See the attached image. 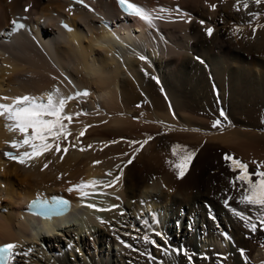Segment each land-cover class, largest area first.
<instances>
[{"label":"bare ground","instance_id":"bare-ground-1","mask_svg":"<svg viewBox=\"0 0 264 264\" xmlns=\"http://www.w3.org/2000/svg\"><path fill=\"white\" fill-rule=\"evenodd\" d=\"M96 1L108 16L125 23L113 1ZM131 1L147 6L148 10L171 9L172 15L161 13L166 18L155 20V27L129 18L131 27L113 32L99 28V20L83 9L68 11L69 4L65 1L0 0V32L19 16H27L36 24L43 19L48 21L42 27L46 38L35 32V24L31 26L30 37L36 44L18 37L14 43L2 46L0 97L29 95L47 100V94L57 88L60 95L68 97L72 89L60 77L58 68L90 90L88 96L68 101L65 108L69 114L81 113L73 116L69 125L71 135L61 140V149L69 142L74 145L68 147L66 154L54 150L45 152L27 164L4 161L1 151L9 147L6 142L22 137L17 133L8 134L7 122L0 118V209H8L7 213L0 211V244L16 243L18 252L27 253L17 257L19 264H151L166 259L168 246L178 248L181 244L188 246V253L196 262L208 257L221 258V246L225 242L217 238L215 227L205 221L204 213L189 207L186 215L176 211L193 193L189 185L177 190L174 179L179 176V170L174 164L187 153L201 149V158L206 151L219 147H231L248 161L264 163L261 134L240 131L231 123L230 131L224 135L208 132L213 136L208 138L209 146L202 149L201 137L186 133V130L198 129L200 122L192 115L193 107L205 95L212 103L215 97L224 106L230 104V114L236 124L243 123V114L254 117L255 112L238 114L237 108L245 101L263 97L264 28L253 29L256 24L264 25V15L257 19L250 13L264 14V3L256 5L254 0H247L249 7L245 10L244 0L239 3L238 0ZM52 12L67 17L74 31L69 35L63 33L58 28L59 19L51 18ZM208 28L213 29L211 36L207 34ZM251 55L262 58L251 59ZM188 87H192L191 92ZM208 88L211 94L206 91ZM200 91L205 95L200 97ZM157 94H162L164 101ZM141 100L144 103L137 108ZM0 103H11V100ZM135 117L142 123H134ZM157 127L172 132L171 136L178 140L193 141L190 145L180 143V148L176 147L180 153L176 154L178 158L175 156L160 164L170 167L162 174L153 172L157 164L152 162L157 160L156 152L161 147L148 139L160 131ZM81 131L84 135L79 137L77 145L76 137ZM145 131L151 132L144 134ZM107 154L112 156L105 160ZM200 158L195 162L197 166H201ZM140 161L145 170H139ZM121 170L123 175L114 185L87 189L92 193L89 197L81 198L78 191H66L81 180H113ZM109 171L111 176L107 175ZM196 175L191 169L185 180L191 187L204 189L205 193H198L203 201L212 192L229 186L224 179L218 188H213L211 182L218 178L211 173L198 177L200 183L198 180L195 183ZM232 178L230 175V182ZM173 190L177 194L172 199ZM51 194L73 200L75 215L43 221L40 227L32 224L28 216L25 220L19 217L29 200ZM99 198L105 200L99 201ZM89 204L109 210L98 211L88 207ZM199 222L202 232L197 229ZM145 236L156 243L146 242ZM114 246L123 247L120 255L111 250ZM199 247L208 250L201 254ZM233 255L227 256L231 264H245ZM181 262L187 264L184 260ZM251 264H264V251Z\"/></svg>","mask_w":264,"mask_h":264},{"label":"rangeland","instance_id":"rangeland-1","mask_svg":"<svg viewBox=\"0 0 264 264\" xmlns=\"http://www.w3.org/2000/svg\"><path fill=\"white\" fill-rule=\"evenodd\" d=\"M253 57H258V59L262 58L261 55H256V56L251 55L250 56L251 59ZM140 69H141V67H140ZM259 73L260 72L258 70V75H260ZM81 77L82 76L80 75V79H81ZM226 87H225V91L228 93L229 86L226 85ZM141 89L142 88H139V90H141ZM188 89L190 92L192 91V87H188ZM262 90H264V89H262ZM206 91L209 94H211V92H210L211 88L206 89ZM215 92H218V88L215 90ZM199 93H201L200 97L202 95H205L203 93V91H200ZM142 94H143V91H142ZM157 95L162 100L164 99L162 94H157ZM215 95H217V94H215ZM261 95H263V97H259V98L256 97L253 101H245V102L241 103V105H239V107L237 108L238 114L242 113V111H243V113L244 112L248 113L251 111L255 112V115H254V117H252V119L247 117L246 114H245V116L243 114L242 119L243 118L244 119H243V123H241V124L234 123L233 118L231 117V114H230L231 109H232L230 104L228 105V103H227L224 106L222 104V101L219 98L216 100L215 97H214V99H212V101H213V103H212L211 101H209L207 95H205L206 98H205V96H202L201 98L199 97L200 102L198 101V103L194 105V107H193L194 110H193L192 115H193L194 119H196L200 122V124L198 123V125H197L198 129L195 130L196 132L186 130V133L190 132L192 134L199 135L201 137V142L199 143V146L202 149H204L206 146H209L208 145V143H209L208 138L213 136V135L211 136V134H209L208 132H210V133L215 132V133H217V134H215L217 136L218 135H224L230 131L229 128H231V126H230L231 123L233 124V126L235 125V127H238L240 131L252 133V134L258 133V134H261L262 136H264V91L261 92ZM202 98H203V100H202ZM215 100H216V102H215ZM143 103H144V101L141 100L140 103H138L136 105V107L140 108L143 105ZM221 112H223L224 115H221ZM230 117L232 118L233 122H231ZM216 120H219L220 124L214 127L213 123ZM133 121H134V123H137V124L142 123L140 121V119H138L136 117L133 118ZM252 121H254V122L252 123ZM160 128L161 127H159L158 129H160ZM201 130L204 132H202ZM149 132H151V131H145L144 134H147ZM171 134H173V133L168 131V130L166 131L165 129L163 130V128H161L159 132L157 131V132L153 133L148 138L149 141H153V142L156 141L157 146L161 147V149H162L161 150L158 148L159 150L157 152H159V153L156 152V155L158 158H157V160L155 159L152 161L153 163L157 164V166H155V167L153 166L155 168L153 172L160 171L162 174L163 170H164V172L166 170L168 171L170 169V167L168 168V166H160V164L166 162L168 159L169 160L172 159L173 157L176 156L177 153H178L177 155L180 154L178 152L179 151L178 149L180 148L179 145H181L180 143L186 142L187 145H190L191 143H193V141L191 139L182 138L181 140L180 139L178 140L177 138L172 137L173 135L171 136ZM203 138H205V139H203ZM121 142H123V140H121ZM124 143H127L126 140H124ZM142 146H143V143L139 147L140 150L142 149L141 148ZM157 146H155V148ZM174 148L176 149L175 155L173 154ZM184 148H186V147H184ZM200 150L197 153H195V156L191 159V162L189 163L188 168H187L185 174L183 175V177L181 178L180 176H177L174 179V183L177 184V190H179V189L183 190L185 188V185H189L190 186V192L193 193L192 196L185 199L188 202L183 201L181 198H179V199L177 198V200L183 201V203L179 207L177 206L175 209L179 214L185 213V215L187 214V212L189 210L188 207L193 209V210H197V211L204 213L205 221H207V223L208 222L212 223L213 228L215 227L214 231L217 233V234H215L217 236V238H219L220 241L225 242V246H223V245L221 246L222 247L221 248V251H222L221 255L222 256H221V258L215 259L216 261L209 259V257H208L207 259H204L205 261L202 260L200 262H196L195 259L193 258V255L191 253H188L189 252L188 246L181 244V246H178V248L168 246L169 252H167L168 255H166L167 260L166 259L165 260L160 259L159 263L158 262H152L151 264H181L182 260H184L187 264H191V263L192 264H214V263L215 264H217V263L218 264H231V262L227 256H229V254L233 255L234 253L235 254L233 255V257H235V258L237 257V259H241L245 264H251L253 262L254 258L257 257L258 254L263 253V251H264V227H261V225L259 223V217L261 215V212L258 211V209L253 207V206H249V205H246L243 203H239L240 197L242 195V189L240 186V182H237V186L234 188L232 186L231 182L229 181L230 175L233 176V178L231 179V180H233L239 174V171L237 170L234 172L231 170V161L226 160L225 156L226 155L232 156V157H235L236 159H239L240 161L246 163L248 165L249 172H255L257 170L258 165L260 166V170L264 171V163L260 162V161L259 162L258 161H250V160L248 161L243 155H240L238 152H236L235 149H232L231 147H219L216 150H213V149H212V151L210 150L211 152L206 151V153H204V155L202 154L201 158H200V156H201L202 152ZM184 151H185V149H184ZM163 155H164V157H163ZM111 156H112L111 154H107V156H105V160L110 158ZM136 156L137 155H135V157ZM168 157H170V158H168ZM176 157L178 158V156H176ZM198 157L201 159V161H200L201 166H197V164H195V162H197V159H199ZM105 160H103V161H105ZM137 166H138L139 170L144 169L141 161L137 163ZM191 169H193L194 173L197 174L195 179H194L195 183H198V182L200 183V180L197 179L198 177L202 178L203 177L202 175L205 176V175H207V174L209 175L211 173L212 176H217V178H218L217 180L215 179L214 182H211V186H214L213 188H218L220 186V183H221L220 181H223L225 179L226 181L224 183L227 186L229 185L228 186L229 189L228 188L222 189V190L219 189L218 192L217 191L212 192L210 194V198L203 201L202 200L203 197H201L198 193L204 192V189H201V187H199V186L197 187L195 185L191 187L192 184L190 182L187 183V181L185 180V177L186 178L188 177V173L190 172ZM228 169L231 171H229ZM220 170H221V172H222V170H223V172L227 170L226 174L224 175L226 178L223 176V174H224L223 172H222L223 174L220 173ZM215 171H218V172L215 174ZM228 171H229V173H228ZM219 174L220 175L222 174V176L224 178L222 176H219ZM233 174H236V176ZM156 175H157V173L155 174V176ZM227 175H228V177H227ZM66 177H69V176H66ZM253 179H256V177H253ZM197 180H198V182H197ZM66 191H68V190H66ZM66 191L63 192L64 195L67 194ZM61 194H62V192H61ZM176 194H177L176 190H173L171 192L172 199H173V197H176ZM197 195H199L201 198L199 197L198 199H194V197H196ZM192 198L194 200H192ZM98 200L102 201L105 199L99 198ZM226 201H227V204L225 203ZM186 203L188 206L186 205ZM169 204H168L169 209H171L172 208L171 204L170 205ZM232 209H237L238 211L244 212V214L246 216L250 217L251 219L249 221L241 220L238 216H236L233 213ZM174 212L172 211V213H174ZM250 223H255L257 225L256 231H253L251 229V227L249 226ZM199 224H200V227H197V229H199L200 232H202L203 229L201 226V222H199ZM205 230H207L206 224H205ZM117 247H119V248H117ZM122 248L123 247H121V246H114L113 248L111 247V250L114 249L113 252L116 255H120V253L122 252ZM207 250H208L207 247H199V251L201 254H205ZM241 250H243V251H241ZM111 253H112V251H111ZM189 257H191V259H189ZM217 260H218V262H217ZM179 262H181V263H179ZM182 264H184V263H182Z\"/></svg>","mask_w":264,"mask_h":264},{"label":"snow or ice","instance_id":"snow-or-ice-1","mask_svg":"<svg viewBox=\"0 0 264 264\" xmlns=\"http://www.w3.org/2000/svg\"><path fill=\"white\" fill-rule=\"evenodd\" d=\"M80 2H82V0H80ZM119 3L125 12L129 15L139 17L150 27L156 26L154 23L155 20H163L166 18L164 15H161V13H167L168 17H171L172 15V10L164 7H161L157 11L147 10L140 5L130 3L129 0H119ZM254 3L256 5H260L261 3H264V0H254ZM210 7L215 8V5H210ZM243 7L245 10L249 7L247 0H244ZM237 10H239L238 5ZM250 15L259 19L261 15L264 14L257 12L250 13ZM12 23L17 29L25 27L24 24L17 23L15 20L12 21ZM201 23H203V21H201ZM64 26L68 27L67 25ZM258 28H264V25L256 24L253 30L255 31ZM206 31L209 36L213 33L212 28H208ZM141 59H144V57H141ZM83 95H88V93L85 92ZM73 98L74 97H65L60 95L58 88L47 94V100L43 97H34L29 95L0 97V101L11 100V103H0V118H4L6 120V129L9 132L17 133L20 137H22V139H13L6 143H8L13 149H25L24 151L16 153L6 152L5 155L9 159L15 160L20 164H27L29 160L35 159L45 152L54 150L56 153L63 151L66 154L68 152V147L74 145L69 142L68 146L61 149V140H67V138L71 135L69 125L73 121V116L81 115V113L69 114L65 112L68 101ZM221 115H224V113L221 112ZM65 121L68 123H65ZM219 124L220 121L216 120L214 121L213 126L215 127ZM82 135H84L83 131L77 135V145L79 144V137ZM113 143H115V141ZM144 143H147V141ZM81 150L84 149L81 148ZM173 154H176L175 148L173 150ZM194 156L195 152L193 151L179 157L178 161L175 162L174 167L179 170L178 174L181 178L185 174L188 165ZM225 159L231 161L232 171H239V174L231 181L234 188L237 186V182H240L242 195L239 203L257 208L258 211L261 212L259 223L261 227H264V171H261L260 166L258 165L255 172H249L248 165L239 159L228 155L225 156ZM128 163H132V160H129ZM169 163L172 162L170 161ZM46 167L47 165H45V168ZM107 175L111 176L112 172L109 171ZM122 175L123 171L121 170V172L116 175L113 180H81L79 184L69 188L68 191H78L81 198H86L92 194L87 189H95L98 185H103L104 187L112 186L120 180ZM253 177H256V179H253ZM117 199H119V197H117ZM58 203L65 204L68 202L59 199ZM225 203L227 204V201ZM87 206L97 209L98 211L109 210L97 208L95 204H89ZM112 207L118 206L113 205ZM232 211L241 220L249 221L251 219L242 211H238L237 209H232ZM249 226L253 231L257 230V225L255 223H250ZM143 239L152 244L156 243L154 240H150L148 236H145ZM127 247H131V245H127ZM18 248L19 245L16 243H9L0 246V264H19L17 257L27 255V253L18 252ZM189 259H191V257H189Z\"/></svg>","mask_w":264,"mask_h":264}]
</instances>
